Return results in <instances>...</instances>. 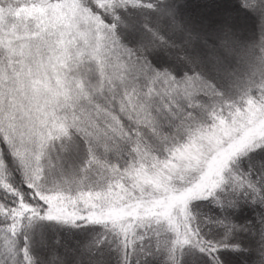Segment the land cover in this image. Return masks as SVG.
Masks as SVG:
<instances>
[{"label": "snow or ice", "instance_id": "1", "mask_svg": "<svg viewBox=\"0 0 264 264\" xmlns=\"http://www.w3.org/2000/svg\"><path fill=\"white\" fill-rule=\"evenodd\" d=\"M0 264H264V0H0Z\"/></svg>", "mask_w": 264, "mask_h": 264}]
</instances>
